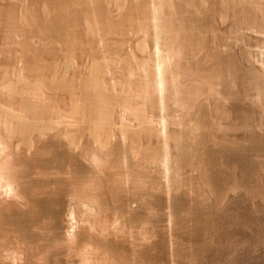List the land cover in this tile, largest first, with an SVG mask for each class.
I'll list each match as a JSON object with an SVG mask.
<instances>
[{"label":"bare ground","instance_id":"bare-ground-1","mask_svg":"<svg viewBox=\"0 0 264 264\" xmlns=\"http://www.w3.org/2000/svg\"><path fill=\"white\" fill-rule=\"evenodd\" d=\"M37 1L40 4L35 6L33 0H0V264H56L57 249L70 247L75 236L98 249L92 260L85 254L82 264H149L148 245L160 252V237L154 234L153 243L147 244L146 238L136 243L121 234L119 243L111 241L109 236L115 233L101 216L108 196L133 221L134 213L122 206V185H134L141 178L169 195L163 204H156L166 203L172 214V235L179 238L186 225L182 215L200 231L204 229L200 225L208 227L213 220L211 206L203 207L198 199L187 204L180 192L171 190L174 184L170 181L181 179L182 171H195L193 179L181 180L194 190L204 187L215 196L214 201L221 200L225 188L239 187L254 195L263 192L261 185L248 188L247 173L239 171V175L232 161L225 162L228 169L219 159L230 175L212 172V165L218 166V162L211 144L220 143L221 136L212 140L216 135L209 123L212 115L204 114L199 99L212 94L239 98V90H230L233 81L222 78L224 70L234 75L233 80L241 73L260 92L257 70H243L229 51L227 36L252 38L261 57L250 63L264 66V0H216L213 8L211 4L208 12L218 9L213 14L218 13V23H225L227 36L215 38L216 44L206 48L199 59L197 53L205 49L206 38L198 34V12L206 0ZM214 15L209 14L215 20ZM216 83L224 92L221 88L216 91ZM259 94L256 99L261 98ZM176 109L179 118L170 115ZM219 109L218 117L236 111L229 108L228 114ZM239 113L242 120L238 125L251 128L249 112L242 109ZM261 125L259 121L256 127ZM116 136L130 141L129 157L137 155L142 163L128 159L123 169L114 157L121 150L114 141ZM234 138L224 144L236 143L239 138ZM251 141L258 139L251 137ZM9 163L20 168L12 178L6 171ZM219 177L229 179L227 186ZM162 178L167 179L164 185L159 183ZM72 206L83 213L94 211L97 235L75 232ZM195 227L185 235L192 243L188 249L177 246L170 236L167 239L177 264L201 250L194 240L199 230ZM131 243L138 247L132 249Z\"/></svg>","mask_w":264,"mask_h":264},{"label":"rangeland","instance_id":"rangeland-1","mask_svg":"<svg viewBox=\"0 0 264 264\" xmlns=\"http://www.w3.org/2000/svg\"><path fill=\"white\" fill-rule=\"evenodd\" d=\"M25 1H27V0H25ZM33 1H35V3L33 2L35 6L40 4L37 0H33ZM36 2H38V4ZM214 2H216V0H206L205 2H203L202 6H201V10L198 12L199 16L201 17L200 25L198 27L199 28L198 34L200 33V36L203 35V37L207 39V40L204 39V42L206 43L205 44L206 47L205 46H203V47H205V49H202V51L200 50V53L199 52L197 53L198 59L201 57V55L203 56V52L205 53L206 50L210 46H212L213 44L214 45L216 44V43H213V42H215L216 39L222 38V37H223L222 39H224V38H226L225 36H227V33H223V32H225V31H223V27H225V23L224 24H222L221 22L218 23V20L216 17L218 15V13H217V15L213 14V12H215V10L218 12V9L216 8L215 10H211L212 12H210V13L208 12V9H210L209 7H211L210 6L211 4H212V8H213V6L216 7ZM19 9L18 10L20 12L21 8H19ZM207 14H208V16H207ZM209 14H211V16L214 15L215 20L213 17H210ZM215 14H216V12H215ZM203 15H204V17H203ZM213 22L216 23V24H214L215 26H213L214 28L212 27ZM220 23L222 24V26ZM202 30H204V31H202ZM222 34H224V35L226 34V35L221 36ZM228 36H230V35H228ZM228 36H227V40L230 43V47L232 49L229 51H232L233 54L232 53L231 54L233 56L235 55L234 57L236 58V60L240 61L239 63L241 65V67H243V70H245L247 67H252L255 70H257L256 75L259 79L258 80L259 84H261V85H259L260 88L258 90L261 89L262 91L261 90H260V92L256 91L257 88L254 87L253 83L248 78L243 77L241 73H239V75H237V76H239V77L241 76L243 78L237 77V79H236V76H235V79L233 80L232 78L234 75H232V73L229 74V72H227L228 70H224L223 74H222L223 71L221 72V74L223 75L222 78L228 83L231 82V80L233 81V83H229V84H232L231 85L232 87H230L231 88L230 90L231 91L233 90L234 92L239 90V92L237 91V94L240 95V96L238 95L239 98H237V99L234 98L235 100H233V99H231L232 97L231 98L229 97L230 98L229 99L227 96L226 97L227 99H224L225 97L221 98L219 96L217 97L216 95L213 96V94L208 96V97L207 96L205 97V95H204V96H202V98L200 96V98L202 100L199 99L200 100L199 105H201L202 108H204L203 109V111L205 112L204 114H207V117L209 115L210 116L212 115L211 118L209 116V118L211 119L209 121V123H211L212 125L211 124H209V125H211L210 127L212 128V132H213L212 134L217 135V136L213 135L212 140L215 139L216 141H218L219 138L216 139V137L221 136L219 139L221 141L220 143L217 142V145H216V142L214 141V143H213V141H212V144H211L212 154H213V156H216L215 161L218 162V166H217V164H215V166H214V164L212 165V169L213 170H214V168L216 169L214 171L212 170V172L216 173V174L219 172V176H224V173H226V175H230V173L227 174V172H231V171L227 170L228 166L225 164V162L229 163V164L235 163L236 167L238 166V169L236 171H238L239 175L241 173H243V174L247 173V174H245L246 177L244 180H245L246 185H248V188L249 187L256 188L257 186L259 187V185H261L260 187H263L264 186V172H262V171H264V170H263V168H260V167H262L263 166L262 164H264V66L258 67L259 64H257V63L252 64L253 60L256 61L257 59H259L261 57V55L258 54V47L256 46V43L254 42V40L252 38H250V39L245 38L244 40H240L241 39L240 37L235 38L232 36L231 37H228ZM262 56L264 57V53ZM250 62H252V63H250ZM255 66H256V68H255ZM230 75H232V77ZM221 84H223V83H221ZM216 85L218 86V88L216 86V88H217L216 91H219L218 89H220V88H221L220 90L223 91V89H222L223 86L220 87V84H217V83H216ZM224 88H225V86H224ZM243 88H244V90H243ZM227 89H226V92L228 91ZM258 93H260V94L262 93L261 94L262 96H261V98L259 96V99H256V95ZM218 99H220V100H218ZM209 106L210 107L212 106V107L210 108ZM227 107H228V109H226ZM218 108H220L219 110H221V111L223 109H225V110H223V112L228 111L227 112L228 114L230 113L229 111L231 110V108L232 109L235 108V110L238 113L240 111H242V109L247 113L249 112L248 113L249 114V122L248 123H250L249 125L251 128L245 129L243 127H240V125H238V122H240V120H242V118H239L240 113L238 115V113L236 111L233 112V114L232 113L231 114L236 115V116L234 115V121L239 120V121H237V123H235L233 121L231 114H229V116H227V114H225L224 116H222L225 118L221 119L222 117H218L219 115H216ZM229 108H230V110H229ZM205 110L208 112H206ZM170 115H172L175 118H177V117L179 118V116H181V113H180V110L176 109V111H173ZM237 115H238L239 119L237 118ZM230 117L232 118L231 120H230ZM230 121H232V124ZM259 121L262 122L261 128L256 127V124ZM220 123H221L220 126H222V127L221 128L219 127L217 129V126ZM226 127H227V129H226ZM232 127H234V128H232ZM213 129L216 132H214ZM226 130H228V131H226ZM213 137H215V138H213ZM223 137H227V139H224ZM231 137L232 138L237 137V138H234L235 140L239 138L238 139L239 141L237 140V142H236L237 144L236 143L231 144L230 141H229L228 146H227V144H224V142L228 143V139L231 140ZM251 137L257 138L258 142H256V141L250 142ZM245 139H248V140H245ZM114 141H116V143L121 147V150H120L121 153L119 151V153H117L114 157L116 158V156H117L116 159L118 161H120L123 169L126 168L127 164L129 163V161L131 162V160L134 163H142L140 161V159H138L137 155H136V157L135 156L132 157V155H131V157L133 159L131 157H129L130 155H128V153H129L128 149L130 148L129 146H131V144H130V141L128 139L126 140L125 137H122L120 139V137L117 138V136H116V139ZM246 141H247V143L248 142L249 143L248 144L245 143ZM221 144H222V146H219ZM239 144H241V145H239ZM214 145H216V146L214 147ZM229 146H231L232 148ZM234 146L237 148L235 149ZM216 147H218V148H216ZM123 152H125V153H123ZM219 152H222L223 155H221V154H220V156L215 155V153L217 154ZM24 153L26 155H29V153H26V152H24ZM128 159H129V161H128ZM213 159H214V157H213ZM219 159L223 161L224 166H226L227 168L221 167L222 163ZM230 161H232V163H230ZM168 164L170 166V162ZM219 166L221 167V169L223 171L220 169ZM243 167H244V169H243ZM156 168H161V167L156 166ZM19 169L20 168L17 167V165H15L13 163H9L6 166V171L8 173V176H10V177L13 175L17 176V174L20 171ZM163 169H164V171H163L164 174H167V170H165V168H163ZM239 171L241 173H239ZM11 173H12V175H11ZM13 173H15V174H13ZM169 175H171V173ZM180 175L182 177V178L180 177L182 180H184L186 177L187 178L191 177L192 179L194 177H196L195 171L188 170V169L182 171L180 173ZM227 177L229 178V176H227ZM227 177H225V178L219 177V179L221 178L220 179L221 184H223V185H225L226 183L228 184L229 179H226ZM169 179H172L171 176H169ZM181 179H177L176 181H173V183H172V180L170 181L171 186L174 184L172 186L173 189H171L172 191L176 190L178 194L181 193L180 194L181 198L185 202H187V204L189 203V201H190V203H194L192 201H195V199H198L197 201L198 202L201 201L200 204H202V206L206 205V207L207 206L212 207V209H211V207L209 208V210L211 209L210 211H212L211 213L213 214L212 215V219H213L212 223H210V225H208V227H206V225L201 223L202 226L200 225V228L205 229V230L201 229L203 232L200 231L197 224L195 225L194 222H192V220L191 221L188 220L190 218H187L186 216L182 215L181 217L186 218L185 222H186L187 226L184 225L185 230H183L184 228L181 230L185 231V233L187 231V233L185 234L184 232L181 231L179 233H182V234L184 233L183 236L181 237V235H182L181 234L180 238L176 237V236H175L176 237L175 238L172 235L174 231H172L173 229H171V224H170L171 222L169 221V218L171 220V215H172L169 208H167V206H165L166 203H164V205H162V206H161V204H156L157 202H162V204H163V200L166 201L167 196H169V195L167 193H162L161 191L156 190L155 188H151L149 186L150 184L148 182H146V180L144 178H143V180L141 178V180L139 179L136 183H134V185H132V184L130 185L129 183H127V184L125 183V185H122V187H123L122 192H121V201H123L122 206H123L124 210H130L134 213V220L133 221H130V219L128 218L127 215L118 211V209L115 208L116 203L111 201L110 198H108V196H106V200H105L106 205H105L104 211L101 212V216L106 219V221H105L106 227H108V229L110 231L115 233V235H110L109 239L111 241L116 240L119 243V239H120L119 235L122 234L124 236L127 235V237L130 240H132L136 243L138 241H140L141 238H146L147 240H149V243H147V244H150V242L153 243V240H155L156 236L158 235V238L160 237L159 239L163 241V243H161L163 245L161 248L162 250L159 252L156 248L152 249V247H150L151 244L148 245L150 250L148 249V251H146L147 259H148L147 261H149V264H174L176 262L174 261V257L171 254V250H172L171 245H170L171 240H167L168 237L170 236L171 238H173L172 240L176 239V242H174V243H176L177 246L178 245L179 246L186 245L187 248L186 247H184V248L188 249V248H190V245L192 244V243H190L191 241H188L186 239L188 237V229H191V228L196 226L197 228L196 227L195 228L197 230L198 229L199 230L197 233V237H195L194 240L196 242L198 241L200 243L198 245H200L201 250H198L199 246H197V244H196V246H194L196 243L194 241L195 243L193 242V244H194L193 246L196 249L198 248L196 250V252L194 253L197 256L196 255H194L196 257L189 256L191 258L186 257L185 261L183 259V261L181 263H183V264H203V262H204V264H264V187L262 189L263 192H261V194H263V195H261V194L254 195L252 192L250 193V191L243 189V188H239V187H238V189L233 188L230 190L225 188V189H223V193H222L223 196L221 197V200L219 197L218 199L216 198L214 201L215 196L213 194H208L206 189H203L204 187H201V188L199 187L200 188L199 191H198V189L194 190V188H193L194 186H191L186 181L183 182ZM166 181H167V179L165 180L164 178H162L159 183L164 185V184H166ZM122 184H124V183H122ZM227 184L225 186H227ZM174 186L178 190L176 188H174ZM9 195H11V194L9 193ZM7 198L10 199L11 196L6 197L5 199H7ZM64 198H67V197H64ZM16 202L20 208L21 207L24 208L23 207L24 204H22L20 201H16ZM203 207H205V206H203ZM72 210H73L72 213L74 216L73 226L75 228L74 229L75 232H77V230H84V232H87V233L93 234V235H97L99 233L98 232L99 230L97 231L98 227L96 225H94L95 224L94 220H93L94 215L91 214V212L93 213L94 211H92V210L88 211L87 210L91 214L90 215L89 213H86V212L83 213L82 210L76 206H72ZM86 214H88L89 216ZM205 218L206 217H203V219H205ZM185 222H184V224H185ZM93 225H94V227H93ZM208 230L211 234L208 232ZM205 231H207V232H205ZM214 232H216V233H214ZM154 234H156V236ZM215 234H217V235L214 236ZM218 234L220 235V237ZM185 235L187 236L186 238H185ZM208 236H210V237H208ZM189 243H190V245L188 247ZM132 244L134 245V243L130 244L131 248L134 247L132 249H135L136 247H138V244L137 245L135 244L136 246H132ZM127 245L129 247V244H127ZM202 246L204 248H201ZM91 247H92V245H89V243H86L84 241L79 242L77 237L75 236L73 238V242L71 243L70 247H68V248L59 247V249H57L56 264H82L81 259L84 258L83 256L85 254H86V256H89V259L92 260V259H94V255L96 256L99 253H98V249H96L94 246L92 248ZM181 248H183V246ZM199 251H201L200 254L198 253Z\"/></svg>","mask_w":264,"mask_h":264}]
</instances>
